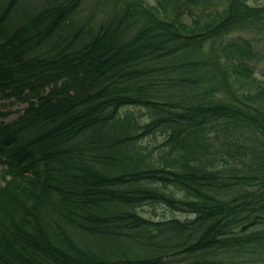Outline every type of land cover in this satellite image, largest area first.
Instances as JSON below:
<instances>
[{
	"label": "trees",
	"instance_id": "16d2710c",
	"mask_svg": "<svg viewBox=\"0 0 264 264\" xmlns=\"http://www.w3.org/2000/svg\"><path fill=\"white\" fill-rule=\"evenodd\" d=\"M18 1L0 7V264H264V1L113 0L74 31L81 0L14 23Z\"/></svg>",
	"mask_w": 264,
	"mask_h": 264
},
{
	"label": "rangeland",
	"instance_id": "374dc122",
	"mask_svg": "<svg viewBox=\"0 0 264 264\" xmlns=\"http://www.w3.org/2000/svg\"><path fill=\"white\" fill-rule=\"evenodd\" d=\"M5 0H0V7H2V4L4 3ZM45 1L47 0H19L16 5L12 8L10 17L14 23H22L23 22V17L24 14L26 16H29L30 14L36 12L42 5H44ZM149 3H154L155 0H148ZM264 0H248L249 3L253 4H260ZM115 1L113 0H81L79 7L77 9V12L75 13L73 17V31L77 29L80 25L85 24V26L88 25H101L102 23H106L110 19L112 20L113 15H114V4ZM186 19L189 21L191 18L186 16ZM249 33V34H248ZM244 32L241 33L243 36H248L250 35V32ZM259 50L261 49L263 51V46L262 44L258 45ZM259 68L256 69L255 73L253 74L256 76L257 79H263L264 74L261 73L259 70L264 71V61H261L259 63ZM262 71V72H263ZM243 81V80H242ZM246 82L247 81H243ZM243 86L245 83H242ZM235 88L238 87L237 84L234 85ZM9 105V104H7ZM6 107V106H4ZM2 110L5 108L1 107ZM130 112L138 117V119L141 122H145L148 117V110L145 108H130ZM133 110V111H132ZM123 113V111H122ZM15 114L9 115L6 118L3 119V121H9L13 117H15ZM148 121V120H147ZM143 129L140 128L138 131L141 132ZM137 130H135L136 132ZM163 138L159 134H145L142 137L138 138V144L141 145V147H144L148 150H152L153 152V158L154 162H156V158L158 157L159 153L165 148L163 146ZM151 207L145 206L144 207V212L148 215L151 216L153 219H163L164 217H168L172 214V212L168 209H166L164 206L157 205L154 209V211L157 213L156 216H153L152 214ZM175 215L181 216L178 213H174Z\"/></svg>",
	"mask_w": 264,
	"mask_h": 264
}]
</instances>
